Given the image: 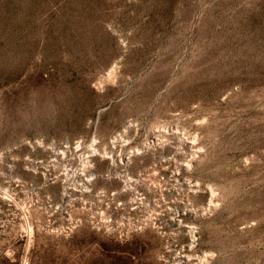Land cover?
<instances>
[{
  "label": "rangeland",
  "instance_id": "1",
  "mask_svg": "<svg viewBox=\"0 0 264 264\" xmlns=\"http://www.w3.org/2000/svg\"><path fill=\"white\" fill-rule=\"evenodd\" d=\"M0 264H264V0H0Z\"/></svg>",
  "mask_w": 264,
  "mask_h": 264
},
{
  "label": "bare ground",
  "instance_id": "2",
  "mask_svg": "<svg viewBox=\"0 0 264 264\" xmlns=\"http://www.w3.org/2000/svg\"><path fill=\"white\" fill-rule=\"evenodd\" d=\"M191 259V258H190Z\"/></svg>",
  "mask_w": 264,
  "mask_h": 264
}]
</instances>
